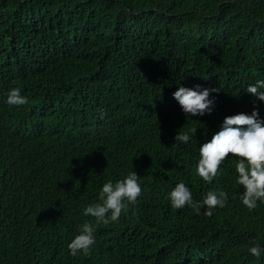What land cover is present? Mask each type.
Wrapping results in <instances>:
<instances>
[{"label":"trees","instance_id":"obj_1","mask_svg":"<svg viewBox=\"0 0 264 264\" xmlns=\"http://www.w3.org/2000/svg\"><path fill=\"white\" fill-rule=\"evenodd\" d=\"M257 79L264 0H0V264H264L247 251L264 244V204L240 202L236 158L210 184L195 173L224 116L264 117L245 90ZM197 85L220 89L215 109L186 117L172 93ZM13 87L26 104L5 103ZM132 171L142 192L118 221L82 215ZM180 181L228 199L211 216L172 209ZM86 221L95 244L70 256Z\"/></svg>","mask_w":264,"mask_h":264},{"label":"clouds","instance_id":"obj_2","mask_svg":"<svg viewBox=\"0 0 264 264\" xmlns=\"http://www.w3.org/2000/svg\"><path fill=\"white\" fill-rule=\"evenodd\" d=\"M217 87H178L173 98L178 102L186 117L204 116L215 109L216 99L212 93L219 92ZM253 97V103H264V79H257L254 84L245 88ZM5 103L8 106H21L27 103L19 87L8 90ZM196 132V129H191ZM190 136L187 132H178L175 141L187 144ZM199 159L195 173L206 183H212L220 171L222 163L229 154L236 158L235 183L242 187L239 200L249 211L264 204V117L258 107H253L250 113L237 112L224 116L210 139L199 144ZM142 188L135 171L128 173L115 181L109 179L99 190V202L90 203L82 210V215L95 219L97 225H107L119 220L122 211H127L129 205H135L141 195ZM167 199L172 209L189 208L199 215L201 210L211 216L217 207L223 208L228 194L222 190L207 191L201 199L196 200L185 182L180 181L168 192ZM95 229L90 222L78 226L76 234L67 244L68 254L78 253L89 255L95 244ZM248 254L260 259L264 257V244L253 242L247 249Z\"/></svg>","mask_w":264,"mask_h":264},{"label":"bare ground","instance_id":"obj_3","mask_svg":"<svg viewBox=\"0 0 264 264\" xmlns=\"http://www.w3.org/2000/svg\"><path fill=\"white\" fill-rule=\"evenodd\" d=\"M36 145V144H35ZM25 167V166H24ZM49 194V193H48ZM21 206V205H20ZM35 214V213H34ZM62 231V230H61ZM27 240V239H26ZM52 243V242H51ZM46 244V243H45ZM43 249V248H42ZM67 251V250H66ZM50 258V257H49ZM52 261V260H51ZM49 262V261H48Z\"/></svg>","mask_w":264,"mask_h":264}]
</instances>
